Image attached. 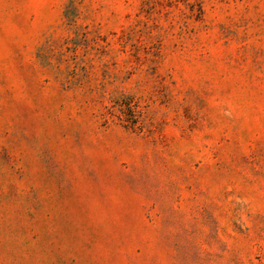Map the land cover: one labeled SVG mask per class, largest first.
<instances>
[{
	"label": "rangeland",
	"instance_id": "374dc122",
	"mask_svg": "<svg viewBox=\"0 0 264 264\" xmlns=\"http://www.w3.org/2000/svg\"><path fill=\"white\" fill-rule=\"evenodd\" d=\"M0 264H264V0H0Z\"/></svg>",
	"mask_w": 264,
	"mask_h": 264
}]
</instances>
